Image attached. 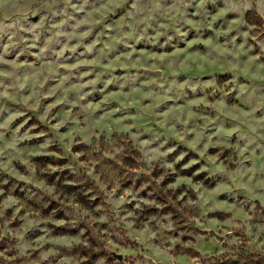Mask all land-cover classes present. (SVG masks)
Segmentation results:
<instances>
[{
  "label": "clouds",
  "instance_id": "1",
  "mask_svg": "<svg viewBox=\"0 0 264 264\" xmlns=\"http://www.w3.org/2000/svg\"><path fill=\"white\" fill-rule=\"evenodd\" d=\"M0 264H264V0H0Z\"/></svg>",
  "mask_w": 264,
  "mask_h": 264
},
{
  "label": "rangeland",
  "instance_id": "2",
  "mask_svg": "<svg viewBox=\"0 0 264 264\" xmlns=\"http://www.w3.org/2000/svg\"><path fill=\"white\" fill-rule=\"evenodd\" d=\"M30 125H36L37 126V130L39 131H50V126H44L40 123L39 121V114H32V119L30 121ZM38 141H33L31 145H27L26 147H29L31 149H36L38 147ZM33 163L37 166V168L43 172L46 168L47 165L49 163H52V161L48 160L47 158H39V159H35L33 160ZM130 166V165H129ZM43 179L47 180V177H42ZM50 186L57 188V195L61 197L60 201H58L57 203H51L50 201H45L44 202V207H39L36 203H33L32 201L26 200L25 199V194L23 192H17L15 193L16 195H18L21 199H25L26 205L28 207L29 210H33V211H37L40 212L42 216H46V217H53V218H59V219H63L65 214H60L59 216H55L54 214L60 213V207L59 205L61 203H63L64 199H71L76 197L77 193L76 190H72V189H65L64 187L56 184L55 180H52L49 182ZM80 203L84 204L85 207H87V203L85 202L83 197L79 198ZM51 204L50 207H48V205ZM11 216V214L9 213V217ZM63 234H67L66 232H63V230H60ZM259 231V229H258ZM98 245L93 244L92 245V249L91 251L94 252L98 249ZM188 255L187 253L181 252L179 254V256H185ZM85 259H95V257H92L91 255L84 257ZM104 259H107V257H101Z\"/></svg>",
  "mask_w": 264,
  "mask_h": 264
}]
</instances>
